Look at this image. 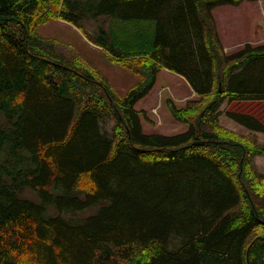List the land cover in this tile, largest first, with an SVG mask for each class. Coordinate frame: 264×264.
Returning a JSON list of instances; mask_svg holds the SVG:
<instances>
[{
  "label": "trees",
  "instance_id": "16d2710c",
  "mask_svg": "<svg viewBox=\"0 0 264 264\" xmlns=\"http://www.w3.org/2000/svg\"><path fill=\"white\" fill-rule=\"evenodd\" d=\"M243 1L0 0V264H264V144L220 119L264 133V108L239 106L264 102V43L226 52L213 13ZM52 19L139 81L123 94L56 52ZM162 68L196 93L169 100L189 124L173 135L135 108Z\"/></svg>",
  "mask_w": 264,
  "mask_h": 264
},
{
  "label": "rangeland",
  "instance_id": "374dc122",
  "mask_svg": "<svg viewBox=\"0 0 264 264\" xmlns=\"http://www.w3.org/2000/svg\"><path fill=\"white\" fill-rule=\"evenodd\" d=\"M232 7L233 5H222L213 10L216 27L221 13L224 10L233 9ZM251 11L242 12L245 15L244 22L247 24L243 32L234 34V37H231L230 41L221 39L226 47V52L231 53L242 48L247 43L246 41H253L250 43L255 45L264 43V40H255L264 35V15L260 11V5L257 6L256 10L253 9ZM257 22L261 26L258 35L251 27V25H256ZM95 27V24H90L87 26V30L89 29L91 32L88 31L93 33ZM81 28L66 20L52 19L40 26L39 33L41 36L47 38L49 43L53 44V49L56 52L67 57L79 56L83 58L88 64L100 71L110 81L115 90L125 94L131 86L139 81V76L113 61L107 50L94 43L92 36L83 27ZM229 44L237 45L231 47L228 46ZM195 97L196 94L184 76L167 70L166 68L158 70L150 92L140 98L135 104V108L140 111L144 131L148 133L159 132L167 135L186 131L189 124L174 118L169 100L173 101L177 106L182 107L187 101ZM263 104L264 102L259 101L241 102L239 106L250 110L252 108H264L262 106ZM233 105V103L228 104L225 101L222 109L225 111L226 108H231ZM220 119L223 125L236 131L255 136L261 144H264V133L250 131L246 126L228 117L225 112L221 115ZM255 162L258 170L264 173V155L255 156ZM22 194L39 200L37 192L31 188H27ZM97 206L82 210L79 214L87 215L92 213L96 210ZM57 213L58 211L54 207H50V214Z\"/></svg>",
  "mask_w": 264,
  "mask_h": 264
},
{
  "label": "crops",
  "instance_id": "0c3cea01",
  "mask_svg": "<svg viewBox=\"0 0 264 264\" xmlns=\"http://www.w3.org/2000/svg\"><path fill=\"white\" fill-rule=\"evenodd\" d=\"M260 5V11L264 15V0H244L239 5H233V9L224 10L221 13L217 30L220 34L221 39L225 41H230L231 37H234V34L238 32H243L247 26L244 22L245 15L242 14L243 11L250 12L253 9H257V6ZM252 12V11H251ZM252 30L256 31L258 35L260 31V24L257 22L256 25H251ZM256 41L264 40V35L256 38ZM248 42V41H246ZM253 42V41H250ZM243 43V42H242ZM237 44H229L228 46H235Z\"/></svg>",
  "mask_w": 264,
  "mask_h": 264
},
{
  "label": "bare ground",
  "instance_id": "6f19581e",
  "mask_svg": "<svg viewBox=\"0 0 264 264\" xmlns=\"http://www.w3.org/2000/svg\"><path fill=\"white\" fill-rule=\"evenodd\" d=\"M133 68V67H132Z\"/></svg>",
  "mask_w": 264,
  "mask_h": 264
}]
</instances>
